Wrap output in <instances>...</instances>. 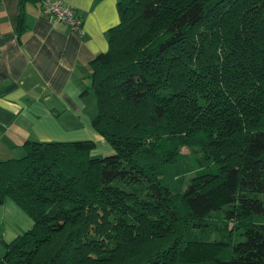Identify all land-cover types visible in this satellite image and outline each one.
<instances>
[{
    "label": "trees",
    "instance_id": "1",
    "mask_svg": "<svg viewBox=\"0 0 264 264\" xmlns=\"http://www.w3.org/2000/svg\"><path fill=\"white\" fill-rule=\"evenodd\" d=\"M118 11L90 62L92 125L113 152L27 140L1 160L0 204L33 225L0 264H264V0Z\"/></svg>",
    "mask_w": 264,
    "mask_h": 264
},
{
    "label": "crops",
    "instance_id": "2",
    "mask_svg": "<svg viewBox=\"0 0 264 264\" xmlns=\"http://www.w3.org/2000/svg\"><path fill=\"white\" fill-rule=\"evenodd\" d=\"M58 1L81 16L79 32L45 17L41 0H34L24 5L26 30L19 35L20 0H0V161L22 156L27 140H92L94 157L113 152L92 125L97 102L90 62L109 48V30L120 22L119 0ZM32 225L6 198L0 204V255L4 243Z\"/></svg>",
    "mask_w": 264,
    "mask_h": 264
},
{
    "label": "built area",
    "instance_id": "3",
    "mask_svg": "<svg viewBox=\"0 0 264 264\" xmlns=\"http://www.w3.org/2000/svg\"><path fill=\"white\" fill-rule=\"evenodd\" d=\"M42 13L45 17L68 24L75 32H79L82 26V18L70 6L64 5L58 0H41Z\"/></svg>",
    "mask_w": 264,
    "mask_h": 264
},
{
    "label": "rangeland",
    "instance_id": "4",
    "mask_svg": "<svg viewBox=\"0 0 264 264\" xmlns=\"http://www.w3.org/2000/svg\"><path fill=\"white\" fill-rule=\"evenodd\" d=\"M95 103V102H94ZM93 106V105H92ZM93 109V108H92ZM187 151V148H184L183 149V152H186ZM16 158H18V157H16ZM215 236V235H214Z\"/></svg>",
    "mask_w": 264,
    "mask_h": 264
}]
</instances>
